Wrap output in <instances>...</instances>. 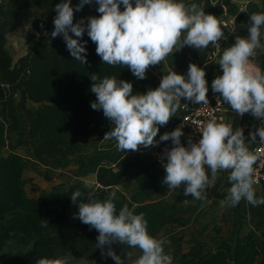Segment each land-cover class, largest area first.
I'll return each instance as SVG.
<instances>
[{
  "label": "clouds",
  "instance_id": "obj_1",
  "mask_svg": "<svg viewBox=\"0 0 264 264\" xmlns=\"http://www.w3.org/2000/svg\"><path fill=\"white\" fill-rule=\"evenodd\" d=\"M93 2L98 5L100 15L74 23V12ZM55 12L51 37H63L73 60L87 64V41L81 43L87 30L104 64L125 66L140 80L146 78L149 67L161 64L174 51L184 46L202 50L209 44L215 45L224 35L216 16L184 0H134V3L133 0H79L75 8L72 0H62L55 6ZM262 29L264 12L251 13L248 35L235 36L234 43L223 51L216 61L223 74L212 81L213 92L219 94L217 107L227 103L241 117L250 113L261 121L260 127L249 134V139L242 128L234 129L224 117H212L197 126L200 139L193 142L189 137L187 146L181 142L183 126L164 133L159 142L171 140L173 145L161 157L166 173L162 183L169 190L183 185L185 196L205 200L209 172L214 180L224 170L229 171L231 187L220 202L222 208L236 207L242 199L253 206L264 205V196L257 198L254 188L257 155L248 147L257 138L264 145V71L251 61L256 49L264 48ZM90 78L93 82L90 91L96 96L91 108L102 110L112 124L103 140H114L121 152L138 151L141 146L148 148L159 143L156 141L159 126L167 125L180 109L181 98L208 105L206 71L195 63L189 64L187 77L170 69L157 88L143 94H133V84L115 75L100 78L93 73ZM80 179L88 188L89 182ZM115 198L116 191H110L104 199L97 198L92 191L85 197L79 188L71 195L80 221L99 233L97 247L103 250L108 246L102 255L111 257L116 264H125V260L127 264H172V256L164 249L166 241L149 233L144 214H134L127 204L117 210ZM117 242L138 249L141 254L133 259L136 253L126 251L122 258L111 247ZM36 264H69V258L45 257Z\"/></svg>",
  "mask_w": 264,
  "mask_h": 264
},
{
  "label": "trees",
  "instance_id": "obj_2",
  "mask_svg": "<svg viewBox=\"0 0 264 264\" xmlns=\"http://www.w3.org/2000/svg\"><path fill=\"white\" fill-rule=\"evenodd\" d=\"M200 1L205 13L222 16L219 3ZM61 2L24 0L21 5L19 0H0V254L9 243L25 249L15 264H33L40 258L67 254L79 258L95 249L99 233L76 215L78 207L71 200L76 188L85 197L92 191L97 198L104 199L115 187L134 177L138 190L130 194L129 203L135 205L134 214H144L153 237L181 202L154 197L166 193L167 187L152 154H142L139 150H117L114 154L99 150L112 124L102 110L91 108L96 96L90 91L93 83L90 76L115 75L117 79L127 80L133 84V94L155 89L153 77L147 71L146 78L140 80L125 66L104 64L87 30L81 39V43L87 41V64L73 60L63 37H51L55 6ZM78 3L79 0H72V7ZM97 8L93 2L74 12V23L81 18L99 16ZM23 9L34 15L32 32L27 37L26 53L15 60L7 50V37L22 25ZM39 13L48 20L38 17ZM19 112L26 117L27 136L18 146L29 149L28 159L15 151L7 152V136L21 130ZM177 118L178 114L171 118L173 128ZM72 162L79 170L94 173L96 183L85 188L80 180L71 185L70 191L36 198L28 195L23 180L25 168H52ZM114 203L117 210L127 204L117 197ZM172 222L180 220L174 218ZM42 223L48 226L42 227ZM189 245L187 250L180 246L174 252L172 264H264V233L243 234L239 230L236 237L220 241L212 251H206L202 239H191Z\"/></svg>",
  "mask_w": 264,
  "mask_h": 264
},
{
  "label": "crops",
  "instance_id": "obj_3",
  "mask_svg": "<svg viewBox=\"0 0 264 264\" xmlns=\"http://www.w3.org/2000/svg\"><path fill=\"white\" fill-rule=\"evenodd\" d=\"M19 2L23 5L24 0H19ZM184 2L189 5L195 3L200 8L203 7L200 0H184ZM211 2L221 5L223 8L222 16L227 18L233 25V35L225 44L224 50L234 43L235 36L240 35L246 37L248 35L247 27L249 25L251 13L264 12V0H211ZM22 20V25L15 30L17 32L14 33L15 31H13L7 37V50L15 60L25 54L28 48V45L23 46V38L19 35L20 28L24 23L26 24L24 18H22ZM28 26L29 28L27 27V31L31 33V24H28ZM26 42L24 41V44ZM261 44L264 45V29H262ZM23 48L25 51H22ZM223 51L215 59L209 60L208 47L201 50L184 46L178 51H174L173 54H170L161 64L149 67L147 71L150 76L153 77L155 88H157L163 75L167 74L170 69L187 77L189 64L195 63L199 67L205 69L206 80L210 92L212 94H218L214 93L212 90V81L218 75L223 74L222 69L216 63L220 56H222ZM251 61L256 68L264 71V48L256 49ZM177 113L178 111L175 115ZM175 115L171 118L173 119ZM18 116L21 130L12 132L7 136V152L15 151L28 159L30 157L29 149L26 146H18L19 141L25 139L27 136L26 117L22 112H19ZM223 116L225 121L232 123L234 129L236 127L242 128L245 137L249 139V134L261 125V121L257 120L250 113H246L243 117L239 116L230 109L227 103H225L223 107ZM171 118L167 125L159 126L160 130L156 138H160L165 131L169 132L171 130L170 126L173 125V120ZM258 139L259 138H257L256 142L248 144L250 151L257 144ZM105 142L106 141L103 142V145ZM107 142L109 146H107L105 150L112 152L111 150L113 147L115 148L116 142L114 140H108ZM161 174L163 181L166 175L164 169H162ZM228 176L229 171L221 170L213 180L209 172L210 185L207 189V198L205 200H195L191 196H186L183 200L184 202L179 204L178 209L169 217L171 220L176 218L180 220V222H171V224H169L170 222L166 223V221L165 224H163L156 238L166 241L164 249L167 254L172 256L180 246L187 250L190 246L189 240L195 238L205 241L206 251H212L220 241L230 240L236 237L239 230H242L243 234L250 231H255L258 234L264 233V205L253 206L242 199L236 207L222 208L220 206V202L227 197V190L231 187ZM80 178L86 179L89 185H94L96 183V175L94 173L79 170L77 164L74 162L52 168L33 169L27 167L23 173L26 191L30 197L34 198L48 194H39L42 190L40 188L42 187H53V192L70 191L71 185L75 181H80ZM254 188L257 198L264 196V188L255 185ZM137 190V183L133 177L115 187L113 191H116V197L126 202L129 205V209L132 211L135 205L129 203L130 194ZM107 247L108 246H105L103 250L97 248L91 254L93 264H116L111 257L102 255V252L107 251ZM111 247L116 254L122 256V258L126 251H133L136 253L133 259L138 258L141 254L138 249H131L127 245H122L118 242L114 243ZM125 264H127L126 260Z\"/></svg>",
  "mask_w": 264,
  "mask_h": 264
},
{
  "label": "built area",
  "instance_id": "obj_4",
  "mask_svg": "<svg viewBox=\"0 0 264 264\" xmlns=\"http://www.w3.org/2000/svg\"><path fill=\"white\" fill-rule=\"evenodd\" d=\"M212 15L217 17L224 35L223 38L219 40L215 45L209 44V60H213L217 56H219V54H221V52L224 50L225 44L233 35V25L227 18L223 16H217L215 14ZM217 49H219V51H217ZM207 96L208 105L194 103L192 101L181 98V107L180 109H178V118L172 131H174L177 127L183 126L182 130L184 133V140L182 143L185 144V146H187L188 144L189 137L192 138L193 142H197L200 139V133L197 131V126L199 124H201L202 122H206L212 117H216L217 119H219L220 117H224L223 107L225 103L217 107V98L219 95L212 94L208 87ZM159 139L160 138H156V141L159 142ZM172 146L173 145L170 142L164 141L148 147L145 151L139 149V152L142 154L146 152L152 154L153 159L159 166V168L164 169L161 157L164 156L165 149H170ZM251 151L257 155V160L254 165V176L257 183L254 185L264 188V145H261L258 141Z\"/></svg>",
  "mask_w": 264,
  "mask_h": 264
},
{
  "label": "rangeland",
  "instance_id": "obj_5",
  "mask_svg": "<svg viewBox=\"0 0 264 264\" xmlns=\"http://www.w3.org/2000/svg\"><path fill=\"white\" fill-rule=\"evenodd\" d=\"M22 14V18H24L26 24L24 23L23 26L20 28V37L23 38V46L27 45V37L30 34L27 29L29 28L28 24H31L32 27V19L34 18V15L32 14V11L28 10V9H23L21 11ZM38 17H43L45 19L48 20V18L46 16H44L42 13L36 14ZM33 17V18H32ZM28 23V24H27ZM26 26V27H25ZM28 27V28H27ZM17 31H15L14 33H16ZM32 32V30H31ZM16 36V35H15ZM17 37V36H16ZM24 41L26 42L24 44ZM22 51H25L24 48ZM171 130L169 132H171L174 128L173 125L170 126ZM166 132V131H165ZM164 132V133H165ZM162 133V135L164 134ZM171 141V140H169ZM107 146H109L108 142L106 141L104 143V145L102 144L101 148L99 150H105L107 149ZM141 150L145 151L147 148H144L143 146L140 147ZM107 151V150H105ZM112 152H116L117 148L113 147ZM184 186L181 185L180 187L174 189V190H167L166 193L164 194H156L154 197L157 200H161V201H175V200H181L180 204L183 203L184 199L182 198H186V196L184 195V191H183ZM42 189L39 194H50L51 192H53V187L51 188H40ZM170 222V223H169ZM172 220L169 218L167 220L166 223L171 224ZM98 247L96 246L94 250H92V252L89 255L83 256V257H79V258H70L69 255H65V256H60V257H68L69 258V264H93V259L91 258V254L97 249ZM21 252H25V249L21 248L20 246L16 245L15 243H9L6 248L4 249V251L0 254V264H15L16 260L18 259V257H20ZM37 261V260H36ZM36 261H34L36 264Z\"/></svg>",
  "mask_w": 264,
  "mask_h": 264
}]
</instances>
